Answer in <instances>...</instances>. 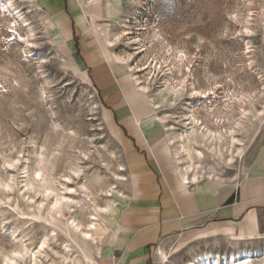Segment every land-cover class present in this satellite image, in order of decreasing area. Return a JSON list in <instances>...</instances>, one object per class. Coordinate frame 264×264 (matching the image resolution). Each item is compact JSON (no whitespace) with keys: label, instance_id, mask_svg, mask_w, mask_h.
Masks as SVG:
<instances>
[{"label":"rangeland","instance_id":"rangeland-1","mask_svg":"<svg viewBox=\"0 0 264 264\" xmlns=\"http://www.w3.org/2000/svg\"><path fill=\"white\" fill-rule=\"evenodd\" d=\"M90 1L181 173L264 172V0ZM42 9L0 0V264H105L129 192L125 146ZM174 244L154 264H264L263 234Z\"/></svg>","mask_w":264,"mask_h":264},{"label":"crops","instance_id":"crops-1","mask_svg":"<svg viewBox=\"0 0 264 264\" xmlns=\"http://www.w3.org/2000/svg\"><path fill=\"white\" fill-rule=\"evenodd\" d=\"M90 2L35 0V5L47 11L61 50L89 74L125 146L129 192L105 264H154L175 242L183 248L216 235H264V172L237 183L184 179L161 118L144 104L134 73Z\"/></svg>","mask_w":264,"mask_h":264},{"label":"bare ground","instance_id":"bare-ground-1","mask_svg":"<svg viewBox=\"0 0 264 264\" xmlns=\"http://www.w3.org/2000/svg\"><path fill=\"white\" fill-rule=\"evenodd\" d=\"M181 174H182V177L184 179H186V180L189 179V176L187 175V173L182 172ZM195 178H196V176H195ZM161 256H162V254H161ZM202 262H203V260H202ZM202 262H199L198 264H220L218 261V258H209L207 262H204V263H202ZM229 263L230 264H253V259L249 255L235 253L229 257Z\"/></svg>","mask_w":264,"mask_h":264}]
</instances>
